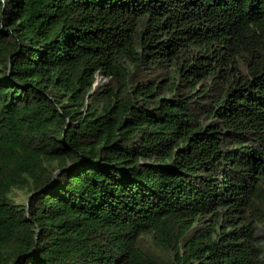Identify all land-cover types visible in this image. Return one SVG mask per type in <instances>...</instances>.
<instances>
[{
  "label": "trees",
  "instance_id": "trees-1",
  "mask_svg": "<svg viewBox=\"0 0 264 264\" xmlns=\"http://www.w3.org/2000/svg\"><path fill=\"white\" fill-rule=\"evenodd\" d=\"M0 264H264V0H0Z\"/></svg>",
  "mask_w": 264,
  "mask_h": 264
},
{
  "label": "rangeland",
  "instance_id": "rangeland-1",
  "mask_svg": "<svg viewBox=\"0 0 264 264\" xmlns=\"http://www.w3.org/2000/svg\"><path fill=\"white\" fill-rule=\"evenodd\" d=\"M107 81L108 80L106 78H103L101 75H99L98 78H97L96 84L98 86L99 84H105V83H107ZM16 198H17V200L20 203H23V202L26 201V195L24 193H22V192H19L17 194Z\"/></svg>",
  "mask_w": 264,
  "mask_h": 264
},
{
  "label": "water",
  "instance_id": "water-1",
  "mask_svg": "<svg viewBox=\"0 0 264 264\" xmlns=\"http://www.w3.org/2000/svg\"><path fill=\"white\" fill-rule=\"evenodd\" d=\"M97 86V84H95V87Z\"/></svg>",
  "mask_w": 264,
  "mask_h": 264
}]
</instances>
